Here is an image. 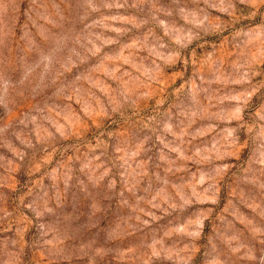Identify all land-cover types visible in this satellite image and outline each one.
I'll return each mask as SVG.
<instances>
[{"label":"clouds","instance_id":"clouds-1","mask_svg":"<svg viewBox=\"0 0 264 264\" xmlns=\"http://www.w3.org/2000/svg\"><path fill=\"white\" fill-rule=\"evenodd\" d=\"M0 264H264V0H0Z\"/></svg>","mask_w":264,"mask_h":264}]
</instances>
